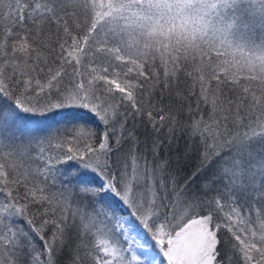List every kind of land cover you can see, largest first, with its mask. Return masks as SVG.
I'll return each mask as SVG.
<instances>
[{"label":"snow or ice","instance_id":"obj_1","mask_svg":"<svg viewBox=\"0 0 264 264\" xmlns=\"http://www.w3.org/2000/svg\"><path fill=\"white\" fill-rule=\"evenodd\" d=\"M61 3L0 0V96L34 116L73 117L18 147L0 145V160L17 161L0 177V264H264V121L250 120L242 137L228 139L215 104L203 117L211 83L200 85L196 108L188 105L182 123L181 112L166 110L162 96L144 98L149 80L153 88L161 84L159 71L150 74L145 65L137 72L127 63L115 65L117 72L111 63L81 71L98 38L84 34L88 46L82 45L79 24L71 35L66 7L55 14ZM237 8L264 20V0H214L204 15L212 16L213 27L231 30L240 20ZM53 29L59 52L44 48L45 32ZM99 42L118 46L112 32ZM41 50L50 63L40 62ZM195 62L196 53L191 61L177 55V83L181 72L193 79L186 69ZM163 84L164 91L173 86L168 76ZM223 87L218 79L214 99L223 97ZM236 117L244 120L239 107ZM20 220L28 227L18 226ZM187 224L195 226L191 240L181 235ZM133 233L150 236L152 248Z\"/></svg>","mask_w":264,"mask_h":264},{"label":"trees","instance_id":"obj_2","mask_svg":"<svg viewBox=\"0 0 264 264\" xmlns=\"http://www.w3.org/2000/svg\"><path fill=\"white\" fill-rule=\"evenodd\" d=\"M202 3H207L208 9L201 7ZM213 3L214 0H86V2L85 0H63V3L57 4L55 14L61 16L60 9L66 7L67 10L63 15L68 18L71 35H77L79 24L82 45L88 46L83 40L84 34L93 40L98 38L91 42L92 51L84 59L81 71L87 73L94 67L103 71L109 63L114 65L110 69L113 72L120 70L115 65L125 63L137 72H140L145 65L150 74L159 71L161 84L153 88V81L149 80L144 98L145 100L152 98L155 102L162 96L166 110L181 112L182 123L187 120L188 105L191 104L193 110L196 108L200 85L207 87L211 83L207 96L208 104L201 103L200 105L201 109H204L203 117L207 119L215 104L216 115L221 118L223 125L219 131L226 138L231 139L236 136L242 137L247 131L246 125L250 120L264 121V48L259 46L260 42L264 41V20L260 17H250L242 8H237L236 14L240 16V20L234 28L229 30L222 25L213 27L212 16L204 15ZM85 8L88 9L87 12L84 11ZM73 10L75 15H73ZM45 11L43 8L40 9L41 13ZM47 15L52 16V12L48 11ZM228 15H232L231 11ZM147 20H150L152 27L161 32L157 43L147 44L141 49L138 47L139 41L136 40L138 26ZM60 27L62 38L64 35L63 22ZM109 32L117 37L118 46L113 44L106 47L99 42ZM69 43H71L70 39ZM53 46L57 52L60 51L55 29L45 32L44 48L50 50ZM11 47L12 45L9 44L8 48L11 49ZM21 51L25 56L27 55L26 48L22 47ZM2 53L3 47L0 46V54ZM192 53H196V62L194 65L189 63L186 71L193 79H186L185 72H181L177 83L173 62L180 54H187L191 61ZM153 60L156 61L155 69L152 67ZM40 62L50 63L47 51H40ZM23 67V62H21L19 69L22 70ZM132 75L135 76V72ZM165 76L171 78L173 85L168 91H164ZM87 78L91 79V77ZM218 79L224 82V95L214 99ZM194 81L196 87L193 92L191 85ZM230 106L231 111H229ZM237 107H239V115L244 117V120L239 123L236 117ZM201 115L197 113L195 118L200 119ZM225 116L227 117L226 123L223 120ZM72 119L71 113L53 114L47 117L34 116L16 109L10 99L0 96V145L3 148L18 147L20 144L46 135L48 131L57 126V121L71 123ZM98 123L96 121L91 126L96 127ZM209 123L211 124L212 121ZM228 133H231V136ZM213 134H215V129H213ZM144 137L145 134L141 129L140 139L143 141ZM147 143L150 148V138ZM179 143L183 146L184 138H181ZM129 147L130 145H125V150ZM143 148L142 144L141 149ZM16 163L15 159L9 160L5 155L4 159L0 160V177L11 170ZM129 163L131 164V161ZM24 167L25 165L21 164V168ZM31 167L35 170L37 165L33 164ZM261 187L264 188V185ZM18 222L23 224L18 226L28 227L23 220ZM193 226V224L185 225L181 233L182 237L191 240L195 232L190 233L189 230H195ZM131 235L138 244L144 241L145 245L152 248L154 241L150 236H136L134 233Z\"/></svg>","mask_w":264,"mask_h":264},{"label":"rangeland","instance_id":"obj_3","mask_svg":"<svg viewBox=\"0 0 264 264\" xmlns=\"http://www.w3.org/2000/svg\"><path fill=\"white\" fill-rule=\"evenodd\" d=\"M160 32L161 31H159V29L152 27V23L150 22V20H147V22L144 21L143 23H141L140 26H138V35L136 38V40L139 41L138 47L143 49L144 46L147 44L157 43ZM190 228H191V226H190ZM189 232L194 233L195 230H193V231L189 230ZM141 245H145L144 241L141 242ZM145 246H147L149 249H151L148 245H145Z\"/></svg>","mask_w":264,"mask_h":264}]
</instances>
